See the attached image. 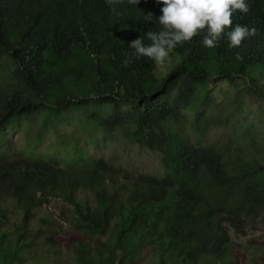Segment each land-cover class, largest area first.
I'll return each instance as SVG.
<instances>
[{
    "label": "trees",
    "instance_id": "16d2710c",
    "mask_svg": "<svg viewBox=\"0 0 264 264\" xmlns=\"http://www.w3.org/2000/svg\"><path fill=\"white\" fill-rule=\"evenodd\" d=\"M247 3L233 27L257 34L240 47L201 34L157 65L129 47L161 29L156 0H0V264H59L65 235L42 213L56 199L70 206L74 264H242L231 232L264 223V119L236 122L246 95L264 104V0ZM113 133L158 153L161 170L89 155L79 139ZM46 137L57 147L41 149Z\"/></svg>",
    "mask_w": 264,
    "mask_h": 264
},
{
    "label": "clouds",
    "instance_id": "9594fccd",
    "mask_svg": "<svg viewBox=\"0 0 264 264\" xmlns=\"http://www.w3.org/2000/svg\"><path fill=\"white\" fill-rule=\"evenodd\" d=\"M109 6L122 2V0H106ZM131 5H137L140 0H127ZM162 4V15L157 23L161 26L159 31H147L145 37L150 44H145V37L133 40L129 47L135 50L136 55L147 57L157 65L163 64L170 52L178 45L190 43L195 37L203 34V45L207 48L217 47L219 41L227 35L229 47L238 48L243 41L257 34L255 27L235 25V13L247 14L250 11L247 0H156ZM112 11L115 8L112 7ZM148 21L153 14H147ZM239 58V57H238ZM131 63L125 59L123 66Z\"/></svg>",
    "mask_w": 264,
    "mask_h": 264
},
{
    "label": "rangeland",
    "instance_id": "374dc122",
    "mask_svg": "<svg viewBox=\"0 0 264 264\" xmlns=\"http://www.w3.org/2000/svg\"><path fill=\"white\" fill-rule=\"evenodd\" d=\"M211 88L220 101H223L226 91L230 89L229 85L223 80L213 82ZM243 100L245 101L244 110L239 113L238 121L236 122L240 125L242 131L256 129V127L260 126L256 124V122L260 121V118L264 119V104L248 95H246ZM70 117L71 115L68 117L71 124L67 130L70 132L79 130V123L76 120H72ZM263 125L264 121H262L261 126ZM77 135H80V133ZM11 139L12 143L16 145L17 148L25 147V141L27 139L23 128L12 134ZM48 139L49 138L46 137L43 143L39 145L41 149L44 150L49 147H57L56 145L53 146L51 143H48ZM79 139L89 155L103 156L107 160L122 164L135 172H158L161 170V162L158 153L139 148L137 145L127 140H121L114 133L107 137L99 136L96 141H91L82 137ZM56 152L59 153L56 155L58 157L66 156V150L61 146ZM69 208L70 206L68 204L59 199L53 200L49 206L42 208V213L44 215L54 214L55 217H58L61 228L63 229L60 235H65V244L62 250L63 254L59 258L61 259L59 264H74L75 262L67 249V246L70 245L72 229L69 222L61 218L60 215L62 210L69 213ZM231 235L236 243H238V254L242 264H258L256 260L264 258V223L259 224L256 230H248L247 234L244 236L236 235L233 231ZM59 259L57 261H59Z\"/></svg>",
    "mask_w": 264,
    "mask_h": 264
}]
</instances>
